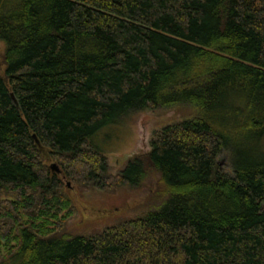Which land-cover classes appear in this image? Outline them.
Masks as SVG:
<instances>
[{
	"label": "trees",
	"instance_id": "trees-1",
	"mask_svg": "<svg viewBox=\"0 0 264 264\" xmlns=\"http://www.w3.org/2000/svg\"><path fill=\"white\" fill-rule=\"evenodd\" d=\"M0 41V264H264V0H0ZM155 109L112 175L92 138ZM65 180L166 200L74 235Z\"/></svg>",
	"mask_w": 264,
	"mask_h": 264
},
{
	"label": "rangeland",
	"instance_id": "rangeland-1",
	"mask_svg": "<svg viewBox=\"0 0 264 264\" xmlns=\"http://www.w3.org/2000/svg\"><path fill=\"white\" fill-rule=\"evenodd\" d=\"M4 49V43L0 41V74L5 67L1 62ZM184 115L179 110L165 109L131 113L123 117L117 124L100 129L91 142L99 152L107 157L109 172L113 175L124 168L129 157L150 150V139L155 131L179 121ZM259 146L264 153V136L261 138ZM236 153L234 150L229 152L231 160L235 161ZM261 158L264 159V157ZM229 161L226 151H223L217 160L222 171L230 174ZM47 162L49 166L56 163L50 158L47 159ZM65 183H67V190L76 206L75 214L68 222V228L74 235L90 234L94 230L114 225L117 220L123 217L135 218L136 215H142V212L145 213L152 208L157 210L166 200L154 195L144 196L143 187L134 189L122 187L108 193L97 189L78 187L69 181Z\"/></svg>",
	"mask_w": 264,
	"mask_h": 264
},
{
	"label": "water",
	"instance_id": "water-1",
	"mask_svg": "<svg viewBox=\"0 0 264 264\" xmlns=\"http://www.w3.org/2000/svg\"><path fill=\"white\" fill-rule=\"evenodd\" d=\"M33 137L36 139V136L35 135H33ZM38 143V142H37ZM50 169L52 170V171H55V172H57V173H60V168L58 167V165L56 164V163H52V164H50Z\"/></svg>",
	"mask_w": 264,
	"mask_h": 264
}]
</instances>
